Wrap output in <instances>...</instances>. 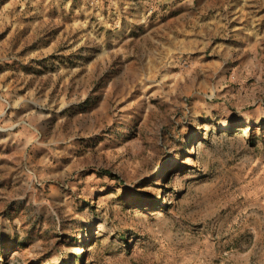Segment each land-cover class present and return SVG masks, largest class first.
<instances>
[{
    "label": "rangeland",
    "instance_id": "rangeland-1",
    "mask_svg": "<svg viewBox=\"0 0 264 264\" xmlns=\"http://www.w3.org/2000/svg\"><path fill=\"white\" fill-rule=\"evenodd\" d=\"M0 264H264V0H0Z\"/></svg>",
    "mask_w": 264,
    "mask_h": 264
},
{
    "label": "crops",
    "instance_id": "crops-1",
    "mask_svg": "<svg viewBox=\"0 0 264 264\" xmlns=\"http://www.w3.org/2000/svg\"><path fill=\"white\" fill-rule=\"evenodd\" d=\"M253 47H254V45H250V46H249V48H253Z\"/></svg>",
    "mask_w": 264,
    "mask_h": 264
}]
</instances>
